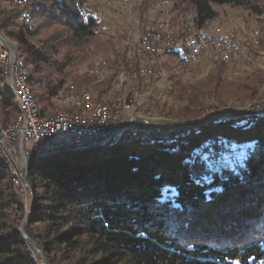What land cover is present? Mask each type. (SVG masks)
I'll return each mask as SVG.
<instances>
[{"label": "trees", "instance_id": "1", "mask_svg": "<svg viewBox=\"0 0 264 264\" xmlns=\"http://www.w3.org/2000/svg\"><path fill=\"white\" fill-rule=\"evenodd\" d=\"M28 1L32 17L24 22L21 7L17 9L13 0H0V32L17 44L43 110L67 82L90 90L88 85L100 74L66 69L73 60L82 62L93 54L108 55L104 66L110 71L90 90L97 103L111 104L120 74L131 77L142 65L151 66L154 73L148 80L136 79L138 88L143 92L152 86L159 67L156 56L138 53L134 45L117 49V39L103 37L95 0ZM159 1L139 3L143 24V14ZM169 1L179 16L198 14L200 24L217 16L214 4L243 8L261 23L249 53L264 54V0ZM187 50L184 45L169 55L186 72L197 64L185 57ZM231 61L219 62L192 85L173 72L175 96L199 108L185 106L178 113L193 120L201 116L209 98L227 105L260 96L264 70L257 67L230 80L225 72ZM9 83L0 56L3 126L13 124L20 113ZM36 86L42 87V94ZM180 126L164 120L154 123L160 133ZM148 135L150 141L120 138L108 148L47 154L32 162L28 180L34 212L25 230L49 263L264 264V113L244 111L169 136ZM218 137L236 151L233 166L221 170L210 165L203 147L206 140ZM26 202L11 162L0 158V264H36L33 248L21 235ZM34 256L39 259L37 253Z\"/></svg>", "mask_w": 264, "mask_h": 264}, {"label": "rangeland", "instance_id": "2", "mask_svg": "<svg viewBox=\"0 0 264 264\" xmlns=\"http://www.w3.org/2000/svg\"><path fill=\"white\" fill-rule=\"evenodd\" d=\"M141 1L142 0H95V4L97 5L100 16L102 17L101 34L103 35V37H114L115 39H117L118 40L117 49L125 45H130V42L134 43L135 41H138L141 34L150 25L154 26L156 30L163 29L160 28L161 25L159 24L160 23L159 21L164 20L162 18H164L163 16H165L167 9L162 6V1L157 2L158 4L153 6V8H151L149 12L143 14V16L147 20L144 24L142 23L141 20V12L137 7ZM162 8H164V11H161ZM214 9L217 11V16L214 18L215 23L221 25V27H223L222 29L226 33L233 36V38L238 42L241 50V55L239 57L234 58L235 59L234 61L230 60L231 62L229 63L227 71L225 72L226 77L231 80L232 78L244 76L257 67L264 70V54L262 53V54L250 55L249 53V44H251V42L254 41L257 30L261 25L259 19L255 15L249 14V12L244 10L243 8L232 6L230 4H214ZM188 14H193V13H188ZM10 42L11 45L15 48V50H18L17 44L12 41ZM181 46L184 45L180 44L179 47ZM162 53L159 52L154 53V55L157 58V63L159 67L156 70L154 82L148 90L141 92L138 88L139 84L136 79H141L142 77L134 78L132 76V73L130 77V75L126 72H122L120 74L118 78V82L115 84L112 90V94L114 95V97H116L114 100L123 97L133 99L131 109L128 112L122 113L121 115L122 121L123 120L131 121L135 119L138 122H142L143 124L146 125L147 123L153 124L154 127V123H158L159 121L164 120V121L176 122L181 125L179 127L181 128L183 125L187 123L201 121V120H210L223 113H235L234 115H236L237 113H242L244 111H248V112L260 111L259 113H264V88H263L262 94L260 96H258L257 98L251 101H247L245 104H241L239 102H235L231 100L227 105L226 104L220 105L216 99L209 98L206 101L203 110L201 109V113H200L201 116L196 119L189 120L187 118L189 116L188 115L185 116V114L182 113L181 115L180 113H178L179 110L185 106L196 110L199 108L195 104L193 103L191 104L190 102H188L187 99L178 98L175 96V93L173 91V72H175L176 75L180 79H182V81L192 85L197 80L205 77L211 69H214L217 66L219 62H224L225 60H222L221 58L215 56L212 57V55L211 57L204 56L201 59L197 60V64L193 67L192 70L186 72L183 70L181 64H179L177 61H171L169 59V54H167L166 52H162ZM112 56L113 55H111V57ZM100 58H104L107 61L108 55H105L104 53H99V54L90 55L88 59L82 62H77L73 60L72 63L69 65V67L66 69V71H71L73 74H81L85 72L100 74L97 79H95L90 83V85H88L89 86L88 88H90V90L93 91L95 90L94 85L96 83L103 82L105 80L104 78L107 77L108 74L110 73L109 69L104 66L105 64L99 68L98 72L91 71L95 63ZM166 64H169L171 67H173V70L172 71L169 70ZM144 66L147 65H142L141 67ZM153 73L154 71H152L151 75ZM149 78L150 77L145 78V80H148ZM69 83L70 82H67V84L59 91V93H61L60 98L51 97L49 99V101L46 103L47 105L46 110L44 111H47L49 114H54L61 111L73 110L72 107L73 96L76 93L86 88L78 89L75 87V85L72 84L69 85ZM69 90L73 92L71 97H70V93L69 94L67 93ZM37 91L38 94L40 95L42 94L43 89H38ZM129 92L131 93L130 96H128L127 94ZM60 99H63L62 101H65L67 99L69 101V106L67 108L60 109L59 107L62 105L61 103H59ZM48 106H51V109H49ZM11 125L9 126L2 125L3 130L9 128ZM140 126L137 127H139V130H141L142 133H148L143 129L142 126L141 127ZM152 129L155 131L157 130L155 127ZM118 135L116 136V138L119 139ZM121 138H123L124 140L126 139L125 136ZM14 159H15V163L19 166L18 169L24 166L25 162L22 155L16 154ZM16 185L22 186L24 196L27 201L26 203H28V210H27L28 212L26 214L27 216L31 209V204H32L31 196L28 193V191L27 192L25 191L22 182L20 184L16 183ZM33 250L34 253H37L34 248ZM34 253L31 254L33 257V261L36 264H45L41 260L40 256L39 259H36Z\"/></svg>", "mask_w": 264, "mask_h": 264}, {"label": "bare ground", "instance_id": "3", "mask_svg": "<svg viewBox=\"0 0 264 264\" xmlns=\"http://www.w3.org/2000/svg\"><path fill=\"white\" fill-rule=\"evenodd\" d=\"M28 2H29L28 0H23L24 13L27 14V17L25 19H23L24 22H29L30 18L32 17L31 12L27 8V6L29 7ZM12 3L14 5L18 6L17 9H19V4L22 3V0H13ZM162 6L167 9L166 14L164 13L165 14V16H163L164 18H162L165 21L160 20L159 21L160 23L158 22L161 25L160 28H163V29L160 30L159 28H157L159 30H156L154 26L150 25L145 30L147 32V35H150V37H152L151 38V49L154 50L153 54L155 52H159V53L166 52L167 54L170 55V54H173L176 51H178V49H181V47H184V46L179 47L180 44H183L188 49L187 55H185V57L187 59L193 60V61L199 60V59H196V51L198 50V29H201V27H203V29H206V31H205V36H204V46H203V52H202L201 58L204 56L205 57H208V56L211 57V55L213 57V46H212L213 39H214V36H216V27L217 26L221 27V25L215 23L214 20H212V21L209 20V21L204 22L203 24H200V19H199L198 14H188L185 16H179L178 15L179 13H177V11L170 9V1L169 0H162ZM19 17L21 19L23 18V11L22 10L20 11ZM181 26H183L184 30L187 32L186 35H183V32L181 30ZM168 32H171L172 35H179V36H171V44H176V51H171L169 43H167L166 37H167ZM229 36L230 35H228L222 28L220 29V37H229ZM179 37H180V41H179ZM1 41H3V40L1 39ZM3 43H4V46L7 47V49L11 50L12 58H14V63L18 64L19 67H22V72L25 73L24 84H23V94L25 96L29 97L30 102L32 104H34V112H35V114H37L38 119L57 120V119L70 117V116H83L84 113H94V111L102 110L103 107H108V104L97 103L94 95L92 94V92L90 90L83 89L73 96V99H72L73 110L61 111V112H57L54 114H49L47 111H44L42 109L43 107L39 103L37 95L33 91L34 86L31 84L30 71L28 69V66L24 62V59L22 58V56L19 55L18 50H15V48L12 45H8L4 41H3ZM233 44H235L234 45V52H227L225 58H221V56H215V57H219L225 61H230L234 58L239 57L241 55L240 46L234 38H233ZM4 46L2 45V43H0V56H1V59L4 63V66L6 67L7 53H5ZM140 53H147V52H140ZM107 62L108 61H106V59L100 58L95 63V65L93 66V69L91 71L98 72L99 68L101 66H103L104 64H106ZM151 73H152V69H143V67H141L139 69L134 70L132 72V76L134 78H141V77L142 78L143 77L148 78L151 75ZM10 82H11V87H12L11 90H12L13 94L15 95V97L18 101L19 107H20V113H19L16 121L9 128H6L3 130L4 132L2 135H0V137L9 136L10 133H14V130H16V126L19 125V123H20V118L26 117L27 101L22 100V98H20V92L16 90V80H14V75H10ZM92 101H94V102L91 103ZM132 103H133V99H130L128 102H124L123 106L118 107V109H116L112 115H109L108 124H119L120 125L123 122L121 119L122 113L128 112L131 109ZM132 124H130L129 127H127L126 129L129 128V129L134 130L137 133H141V130H139V127H133V126H131ZM146 134H148V133H146ZM123 136H125L123 134V132L118 135L119 139ZM125 138H126L125 141H131L134 139H141L144 141H150L149 135H148L149 139L140 138V136H125ZM219 139H222L223 144L231 145L227 142V140L224 137H218L215 139H209V140L205 141L203 147L206 150H208V145L211 144L212 142H214L215 140H219ZM94 144L93 143L81 144V145H73L70 147H63V148L54 149V150H44L42 152H38L35 155L49 154V153H52L53 151H57V150H65V151L66 150H71V151L76 150L77 151V150L86 149V148H88ZM5 146H6L7 153L9 155L20 154L22 151H24L26 149V144L23 142V140H20L15 144H11V143H8L7 140L5 139ZM232 147L234 148V146H232ZM234 152H236L235 149H234ZM207 153L210 156V153L209 152H207ZM30 155H28L27 157L30 158ZM234 157H235V155H234ZM0 158H5V156H3L1 154V150H0ZM233 163H235V162L217 163L216 169L221 170L223 168H229V167L233 166ZM210 165H211V156H210ZM19 170L20 169H18V172H19ZM13 172H14V174L17 175V170H16V167L14 165H13ZM19 175H20V173H19ZM20 177H21V175H20ZM21 179H22V177H21ZM16 183L19 184L18 178H16ZM22 183H23V181H22ZM23 187H25L24 184H23ZM25 190H26V192L28 191L26 189V187H25ZM31 203H32V200H31Z\"/></svg>", "mask_w": 264, "mask_h": 264}, {"label": "built area", "instance_id": "4", "mask_svg": "<svg viewBox=\"0 0 264 264\" xmlns=\"http://www.w3.org/2000/svg\"><path fill=\"white\" fill-rule=\"evenodd\" d=\"M23 11V19L27 17L24 13V4H19ZM190 19V18H189ZM223 27H216V36L213 39V56H221L225 58L227 52H234L233 36L220 37V29ZM206 29H198V50L196 51V59H201L204 36ZM171 32L167 33V43L171 48V51H176V44H171ZM151 38L144 31L139 37V41L134 43L130 42V45H134L138 53L147 52L153 54L151 49ZM180 41V37H179ZM0 43L4 46L3 41L0 39ZM5 53H7L6 68L9 75H14L16 80V90L20 92V98L27 101L26 117L20 118L19 125L16 126L14 133H10L9 136L0 137V150L1 154L5 156L12 165H15L17 170V178L19 184L22 179L18 172V165L15 163V155H9L5 146V139L8 143L15 144L20 140L26 144V149L20 153H25L26 156L30 154H37L44 150H54L63 147H70L73 145L91 144L99 141H105L116 131L119 124H108V117L112 115L118 107L123 106L124 102H128L130 98H120L114 100L108 107H103L102 110L94 111V113H84L83 116H70L57 120L38 119L37 114L34 112V104L29 100V97L23 94L24 75L22 67L14 63L11 50L5 47ZM143 69H154L149 66H144ZM150 77V76H149ZM145 79V78H143ZM92 101L91 103H93ZM123 134L125 136H140V138L149 139L146 133H137L132 129H125ZM207 152L211 156V166L217 168V163L222 162H234V148L231 145L223 144L222 139L215 140L208 145ZM25 189V187H24ZM26 191V190H25Z\"/></svg>", "mask_w": 264, "mask_h": 264}, {"label": "water", "instance_id": "5", "mask_svg": "<svg viewBox=\"0 0 264 264\" xmlns=\"http://www.w3.org/2000/svg\"><path fill=\"white\" fill-rule=\"evenodd\" d=\"M0 39H2L4 42H6L8 45H11V42L8 40V38L6 36H4V34L2 32H0ZM10 89H12L11 84L9 83ZM253 113H259L260 111H252ZM235 113H223L221 115H218L210 120H201V121H195V122H190L187 123L185 125H183L181 128L173 131V132H169V133H160L157 132L155 130H153L151 127H149L146 124H143L142 122H139V125H141L143 127V129L145 131H147L149 134H153V135H160V136H169L171 134L177 133L180 130H183L185 128H189L191 126H196V125H202V124H207V123H212V122H216L219 121L221 119L227 118V117H231L233 116ZM133 121L130 120H126L123 121L119 127L116 129V131L111 135V137H109L107 140L105 141H99L96 142L94 145L88 147H104V148H108L110 147L113 143H115L118 138H116V136L118 135V133H122V131H124L127 127H129L130 124H132ZM3 134V126L0 124V135ZM66 151H71V150H66ZM65 152V150H57V151H53L52 155H56L59 153ZM47 155V154H44ZM44 155H37V157L35 158H28L25 153H22L23 159H24V166L22 168H20L19 173L22 177V181L24 186L26 187V189L28 190V192L30 193L31 199H32V205H31V209L30 212L28 213V215L26 216V218L23 221V224L21 226V235L23 236L24 240L35 249V251L38 253V255L40 256L41 260L45 263V264H49L47 259L44 256V251L43 249L34 241L32 240L30 237H28V235L26 234V225L28 224V222L30 221L33 212H34V194H33V190L30 186L29 180H28V171L30 168V165L32 164V162L36 161L37 159H39L41 156Z\"/></svg>", "mask_w": 264, "mask_h": 264}, {"label": "crops", "instance_id": "6", "mask_svg": "<svg viewBox=\"0 0 264 264\" xmlns=\"http://www.w3.org/2000/svg\"><path fill=\"white\" fill-rule=\"evenodd\" d=\"M227 34H228V33H227ZM228 35H229V34H228ZM230 36H231V35H230ZM41 88H42V87H40V86H36V89H37V90H38V89H41ZM67 93H68V94L70 93V97H71V95L73 94V92L70 91V90H69ZM60 94H61V93H57V94H56L55 96H53V97H54V98H60ZM53 97H52V98H53ZM62 100H63V99H60V100H59V101H60L59 103L62 104L59 108H60V109L67 108V107L69 106V101H68L67 99H66L67 101L65 100L66 102H65V101H62ZM40 105H41V104H40ZM41 106H42V105H41ZM48 107H49V109H51V106H48ZM123 121H124V120H123ZM131 121L134 122L131 126H133V127L140 126V125H139V122H138L137 120L134 119V120H131ZM147 125H149L150 127L154 128V127H153V124L147 123ZM140 127H141V126H140ZM156 131L159 132L158 130H156Z\"/></svg>", "mask_w": 264, "mask_h": 264}]
</instances>
